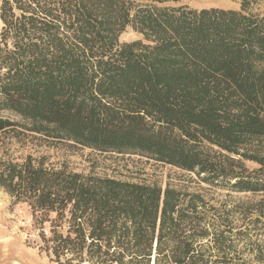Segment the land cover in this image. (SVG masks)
Masks as SVG:
<instances>
[{
    "label": "trees",
    "instance_id": "obj_1",
    "mask_svg": "<svg viewBox=\"0 0 264 264\" xmlns=\"http://www.w3.org/2000/svg\"><path fill=\"white\" fill-rule=\"evenodd\" d=\"M181 1L0 0V135L180 173L163 188L0 160V186L60 264H246L238 207L215 192L264 203V10ZM128 28L143 39L120 44Z\"/></svg>",
    "mask_w": 264,
    "mask_h": 264
},
{
    "label": "rangeland",
    "instance_id": "obj_2",
    "mask_svg": "<svg viewBox=\"0 0 264 264\" xmlns=\"http://www.w3.org/2000/svg\"><path fill=\"white\" fill-rule=\"evenodd\" d=\"M253 12L264 10V0H250ZM1 3V2H0ZM181 5L191 9L219 8L240 10V3L232 0H182ZM1 26V22H0ZM143 37L132 28L126 29L119 37V43H132ZM28 156L43 160L46 166H65L76 173L91 174L99 177H113L119 180L139 181L146 179L158 182L165 188L169 178L179 176L175 169L154 162H148L137 156L101 155L92 150L82 149L67 143L46 141L28 135L15 139L0 135V160L23 163ZM252 171L257 165L247 163ZM218 190L215 196L220 203L229 208L238 207L234 214V249L239 253L238 263L264 264L257 261L258 255H264V203L261 196L251 194H232ZM54 218V215H52ZM0 230L7 232L9 244V264H60L52 253L44 250V241L40 237L39 227L34 224L31 209L23 203L14 204L10 195L0 186ZM47 238L50 236V224L46 225ZM153 264V263H152Z\"/></svg>",
    "mask_w": 264,
    "mask_h": 264
},
{
    "label": "crops",
    "instance_id": "obj_3",
    "mask_svg": "<svg viewBox=\"0 0 264 264\" xmlns=\"http://www.w3.org/2000/svg\"><path fill=\"white\" fill-rule=\"evenodd\" d=\"M6 239L7 232L0 230V264H9V244L4 242ZM12 264H16V262Z\"/></svg>",
    "mask_w": 264,
    "mask_h": 264
},
{
    "label": "bare ground",
    "instance_id": "obj_4",
    "mask_svg": "<svg viewBox=\"0 0 264 264\" xmlns=\"http://www.w3.org/2000/svg\"><path fill=\"white\" fill-rule=\"evenodd\" d=\"M153 264H154V262H153Z\"/></svg>",
    "mask_w": 264,
    "mask_h": 264
}]
</instances>
